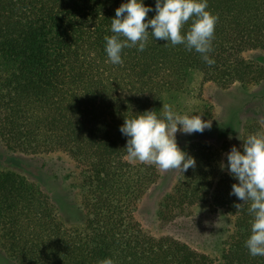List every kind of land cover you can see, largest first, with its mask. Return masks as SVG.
Here are the masks:
<instances>
[{
	"label": "trees",
	"instance_id": "16d2710c",
	"mask_svg": "<svg viewBox=\"0 0 264 264\" xmlns=\"http://www.w3.org/2000/svg\"><path fill=\"white\" fill-rule=\"evenodd\" d=\"M122 2L0 0L1 140L13 152L63 150L90 170L87 217L74 229L35 182L0 169V244L19 264H99L106 257L115 264H215L186 242L142 230L135 213L156 175L126 160L127 138L119 129L145 110L161 116L164 96L187 92L196 81L262 82L264 66L244 53L264 51V0H208L219 17L211 66L194 50L156 41L151 33L143 52L125 48L122 65L106 62L104 37L113 35L111 19ZM144 3L153 9L146 19L153 17L155 0ZM260 130L252 122L243 139ZM185 151L196 165L180 173L164 206L211 200L234 220L223 264H264V256H250L245 247L252 216L248 204L234 206L242 203L229 194L237 181L226 169L219 172L206 149Z\"/></svg>",
	"mask_w": 264,
	"mask_h": 264
},
{
	"label": "rangeland",
	"instance_id": "374dc122",
	"mask_svg": "<svg viewBox=\"0 0 264 264\" xmlns=\"http://www.w3.org/2000/svg\"><path fill=\"white\" fill-rule=\"evenodd\" d=\"M244 56L264 66V51H247ZM196 82L187 92L165 95L161 113L163 105H169L180 114L200 113L202 119L210 120V129L190 135L178 131L176 140L184 151L190 146L206 149L220 165L226 163L225 154L233 145L241 146L246 128L252 122H258L260 132H264V80L257 84L230 86L214 81ZM126 160L132 164L141 163L130 161L127 156ZM145 165L156 177L135 213L142 230L154 237L171 236L186 242L212 257L215 264H223L224 242L233 230V217L211 200L185 207H165L166 196L173 191L180 172L171 169L164 172L155 165ZM0 169L21 172L42 188L55 202L67 227L75 229L85 224L88 213L84 205L88 190L85 180L90 170L67 152H13L0 138ZM222 171L220 168L219 172ZM0 264H19L1 244Z\"/></svg>",
	"mask_w": 264,
	"mask_h": 264
},
{
	"label": "clouds",
	"instance_id": "9594fccd",
	"mask_svg": "<svg viewBox=\"0 0 264 264\" xmlns=\"http://www.w3.org/2000/svg\"><path fill=\"white\" fill-rule=\"evenodd\" d=\"M150 11L152 7L146 6L144 0H124L115 9L110 27L113 35L104 37L106 62L122 65L125 48L134 47L143 52L151 33L156 41L183 45L186 50L199 53L207 65L215 64L209 54L213 51L219 17L208 10V0H155V15L146 19ZM190 20L188 29L183 30ZM210 128L211 121L202 119L200 113L180 114L171 106L163 105L161 116L155 110H145L125 118L119 130L127 138L124 148L130 161L155 165L164 172L171 169L184 174L195 167L196 160L178 146L176 133L190 135ZM242 141L240 147L233 145L225 154L226 163L221 162L220 168L226 169L237 181L229 194L242 203L234 206L249 205L252 221L245 247L250 256H264V132L249 134ZM99 264L115 262L106 257Z\"/></svg>",
	"mask_w": 264,
	"mask_h": 264
}]
</instances>
